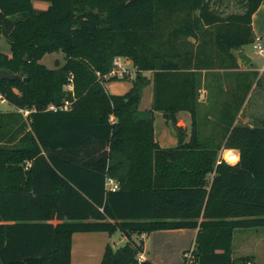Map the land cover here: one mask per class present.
Returning a JSON list of instances; mask_svg holds the SVG:
<instances>
[{
  "label": "trees",
  "instance_id": "1",
  "mask_svg": "<svg viewBox=\"0 0 264 264\" xmlns=\"http://www.w3.org/2000/svg\"><path fill=\"white\" fill-rule=\"evenodd\" d=\"M34 1L0 0L10 42L0 69L22 74L0 81L15 108L0 110V264H72L74 233L115 230L127 240L107 244L100 264H154L139 262L143 242L132 236L174 229H197L189 264H258L233 256L236 229L264 227V121L235 123L257 73L209 69L239 67L235 50L255 43L264 0H236L240 10L231 0ZM60 51L63 65L41 62ZM116 57L136 72L123 94L106 87L127 78L110 75ZM203 69L212 82L236 78L233 92L202 100ZM147 72L153 104L141 117ZM181 110L192 114L189 141ZM155 111L178 145H160ZM222 148L238 149L239 161H219Z\"/></svg>",
  "mask_w": 264,
  "mask_h": 264
},
{
  "label": "rangeland",
  "instance_id": "2",
  "mask_svg": "<svg viewBox=\"0 0 264 264\" xmlns=\"http://www.w3.org/2000/svg\"><path fill=\"white\" fill-rule=\"evenodd\" d=\"M34 5L36 8L46 9L49 3L46 1L35 0ZM223 6L227 7L228 4H224ZM228 9L240 10L239 6L236 4V0H231ZM247 49L250 50L249 47ZM0 51L5 53L10 52V42L3 34H0ZM41 62L47 67L55 68L66 62V55L61 51L47 53ZM122 68H126L124 75H126L127 78L111 81V84L108 86L109 91H128L132 85L133 80L130 78L132 76L135 78L136 75L135 72H133L135 69L133 68L132 63L123 60ZM152 92V85H149L145 90H142L138 110L141 117L149 116V110L145 111V108L151 103V97H153ZM0 110L10 111L15 110V108L7 101H0ZM244 115V119L246 120V116L249 115V112L245 111ZM161 118L162 117L159 116L157 117L158 125L162 121ZM250 118H255V116H251ZM85 235L91 236V241H96L97 247H104L106 244H110L114 248H117L125 243V237L120 230H115L112 233H85ZM195 237V229L156 230L145 234L143 238H139V242H143V251L145 252V255L153 259L156 264H184L185 252L194 247ZM233 249L234 258L250 254L249 251H251L256 255L259 263L264 264V227L236 229L234 233Z\"/></svg>",
  "mask_w": 264,
  "mask_h": 264
},
{
  "label": "crops",
  "instance_id": "3",
  "mask_svg": "<svg viewBox=\"0 0 264 264\" xmlns=\"http://www.w3.org/2000/svg\"><path fill=\"white\" fill-rule=\"evenodd\" d=\"M253 29L254 33L256 35V41L260 40L264 43V5H261L258 10L253 15ZM250 48L248 50L247 48ZM242 49H244L248 55L252 58V61L249 63L248 66H244L240 63L237 57V62L239 64V67L231 68V69H209L211 71H218V72H240V71H255L257 73L256 80L253 84V87L241 109L239 112L236 124H248L253 125L255 122L260 123L264 121V52H260L259 50L255 49L253 45H246ZM236 53V50H235ZM10 54V52H8ZM127 62L132 63L130 60H127ZM208 69H203V88L201 90V99L203 100L206 95H220L222 96V100L225 98V96L229 95L233 92V87L235 86V80L236 78H223L220 83L212 82L210 78L205 79V73ZM135 72V71H133ZM136 74V72H135ZM149 78L148 84L144 87L143 90H145L149 85H152L153 87V73L147 72L146 73ZM130 79H134V76H132ZM111 82V81H110ZM108 82L106 84L107 90L108 86L111 84ZM208 82V87L207 83ZM222 82V83H221ZM109 91V90H108ZM127 91V90H126ZM126 91L121 92H111L113 94H123ZM153 94V92H152ZM151 103H149L148 107L145 108L146 110H150L152 108L153 104V97H151ZM139 110V105H138ZM245 111L249 112V115H247L246 120L245 117ZM254 113V115H253ZM155 135L156 139L160 143L162 147H174L178 145L179 138L178 133L175 128V125L171 122L166 120L163 113L159 111H155ZM162 117V121L160 122V126L157 124V117ZM251 116H255V118H250ZM251 122V123H250ZM192 114L188 110H181L177 114V125L181 126L185 129V141H189L191 137L192 132ZM96 232H104V231H94V232H76L73 234V247H72V264H100L106 245L103 247H97L96 241H91V236H86L85 233H96ZM196 235H197V229H195ZM80 233V234H77ZM83 233V234H82ZM145 234L138 236L133 235L132 237L139 241V238H143ZM125 237V242L127 240V237ZM250 254L254 257V260L256 263H259V261L256 258V255L249 251ZM145 259L151 260L154 264L155 261L145 255V252H142ZM241 255V256H246Z\"/></svg>",
  "mask_w": 264,
  "mask_h": 264
},
{
  "label": "built area",
  "instance_id": "4",
  "mask_svg": "<svg viewBox=\"0 0 264 264\" xmlns=\"http://www.w3.org/2000/svg\"><path fill=\"white\" fill-rule=\"evenodd\" d=\"M253 47L255 49L259 50L260 52H264V43L262 41H260V40L255 41V43L253 44ZM123 60L127 61L128 59H124V58H121V57H116L115 58V60H114V69L112 70L110 75H117V76H123L124 75V72H126V68H122V61ZM66 88L68 90L73 91V83H72V79L71 78L69 79V83L66 85ZM0 101L1 102L6 101V99H4L1 94H0ZM70 105H71V101L66 100L64 102V104L59 106V107L55 106V105H51L50 109H53V110H58L59 108L60 109H68L70 107ZM17 110L19 112H21L24 116H27L30 113V111H31V110L25 109V108H18ZM239 159H240V152H239L238 149L222 148V150L220 151L219 161H226L228 163L234 164V163L238 162ZM108 187L111 190H116V189L119 188V185H118V183L115 180L110 179L108 181ZM193 249H194V247H192L190 250L185 252V257L187 258V261H186L185 264H189L190 259L193 256ZM138 260H139V262H142L143 260H145V258H144L142 253L139 254Z\"/></svg>",
  "mask_w": 264,
  "mask_h": 264
},
{
  "label": "water",
  "instance_id": "5",
  "mask_svg": "<svg viewBox=\"0 0 264 264\" xmlns=\"http://www.w3.org/2000/svg\"><path fill=\"white\" fill-rule=\"evenodd\" d=\"M236 55L240 63L243 64L244 66H248L249 63L252 61V58L248 55V53L244 49L236 50ZM21 77H22L21 73L13 74L5 68L0 69V81L5 78L10 80H16V79H20Z\"/></svg>",
  "mask_w": 264,
  "mask_h": 264
}]
</instances>
